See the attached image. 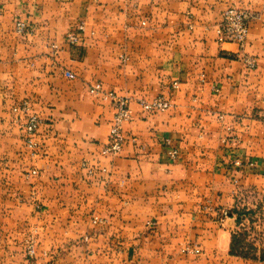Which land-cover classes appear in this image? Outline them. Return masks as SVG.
<instances>
[{
    "label": "crops",
    "instance_id": "obj_1",
    "mask_svg": "<svg viewBox=\"0 0 264 264\" xmlns=\"http://www.w3.org/2000/svg\"><path fill=\"white\" fill-rule=\"evenodd\" d=\"M229 7L243 46L217 41ZM96 83L129 100L116 155ZM244 196L264 197V0H0V264H264L229 252Z\"/></svg>",
    "mask_w": 264,
    "mask_h": 264
},
{
    "label": "built area",
    "instance_id": "obj_2",
    "mask_svg": "<svg viewBox=\"0 0 264 264\" xmlns=\"http://www.w3.org/2000/svg\"><path fill=\"white\" fill-rule=\"evenodd\" d=\"M198 1V0H196ZM252 15L241 9L235 7L226 8L222 14L220 21L215 28L217 41L219 43H232L238 46H243L247 40L249 33V24L251 22ZM84 30L83 24L77 26L75 33L68 34L66 36L67 42L70 44L77 43L78 33ZM15 31L18 34L25 32V23L16 22ZM243 64L249 70L255 69V59L252 57L243 58ZM176 85V84H174ZM89 93L94 96H99L103 100L109 102L113 107L114 113L109 125V134L107 144L102 150V155H111L118 153L123 145L122 129L123 126L130 122L132 119V111L130 109L129 100L127 98L119 97L112 91H105L100 83H96L89 88ZM138 105L143 112L149 114H155L164 112L170 109L171 104L162 96H158L151 100H140ZM22 110H28L26 104L22 105ZM40 126V121L35 115H28L24 125V143L25 147L29 149L33 154L36 153L38 148L35 142V136ZM170 159L174 160L177 156V152L173 149L167 152ZM238 163H236L237 165ZM31 175H35L36 172L32 171ZM33 241L27 242L26 255L28 258H34V245Z\"/></svg>",
    "mask_w": 264,
    "mask_h": 264
},
{
    "label": "rangeland",
    "instance_id": "obj_3",
    "mask_svg": "<svg viewBox=\"0 0 264 264\" xmlns=\"http://www.w3.org/2000/svg\"><path fill=\"white\" fill-rule=\"evenodd\" d=\"M24 115H23L24 121L26 122L27 115L25 112ZM218 119H222V117L219 116ZM116 154H111V155H116ZM237 166H240V164L238 163ZM247 203H250L251 206L241 207L242 205H246ZM239 204L241 206L238 207V210L231 211L229 212V214L226 212L223 213L222 215V218L224 219L228 216L235 217L236 228L234 229L233 234H231V236L234 235L235 237L233 240L232 250L233 252L241 254L250 260H253L251 259L252 257L264 258V197L250 196V199L247 200V198L244 196L243 198L240 199ZM259 207H262L263 210H258ZM26 247H27V243H26ZM180 253L183 256L190 254L199 257L201 251L199 247L196 245H185L180 249Z\"/></svg>",
    "mask_w": 264,
    "mask_h": 264
},
{
    "label": "trees",
    "instance_id": "obj_4",
    "mask_svg": "<svg viewBox=\"0 0 264 264\" xmlns=\"http://www.w3.org/2000/svg\"><path fill=\"white\" fill-rule=\"evenodd\" d=\"M234 235L233 236H231V243H230V254L231 255H234V256H238V257H241V258H246L245 256H243V255H241V254H238V253H236V252H233V250H232V248H233V240H234ZM251 259H253V260H260V261H264V258H255V257H252Z\"/></svg>",
    "mask_w": 264,
    "mask_h": 264
}]
</instances>
